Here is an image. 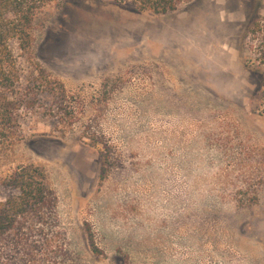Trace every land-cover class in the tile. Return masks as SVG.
<instances>
[{"label": "rangeland", "instance_id": "374dc122", "mask_svg": "<svg viewBox=\"0 0 264 264\" xmlns=\"http://www.w3.org/2000/svg\"><path fill=\"white\" fill-rule=\"evenodd\" d=\"M255 19L264 22V0H187L167 13L54 0L38 11L22 73L38 64L81 112L67 125L21 110L0 174L45 170L78 264H264ZM251 159L258 201L241 206L234 193Z\"/></svg>", "mask_w": 264, "mask_h": 264}, {"label": "trees", "instance_id": "16d2710c", "mask_svg": "<svg viewBox=\"0 0 264 264\" xmlns=\"http://www.w3.org/2000/svg\"><path fill=\"white\" fill-rule=\"evenodd\" d=\"M52 1L0 0V151L5 148L4 143H14L21 110L41 112L43 117L67 125L81 112L63 82L38 64L22 73L21 60L31 54L34 18ZM129 1L141 10L167 13L187 0ZM250 31L255 36L253 49L264 62V22L255 19ZM102 144L108 151L107 143ZM108 155L105 154V161ZM248 164L249 175L234 193L235 201L241 206L258 201L255 181L261 177L255 160ZM1 190L7 193L0 197V264H78L58 223L55 195L41 166L19 164L0 174ZM85 232L91 250L99 253L88 224Z\"/></svg>", "mask_w": 264, "mask_h": 264}]
</instances>
